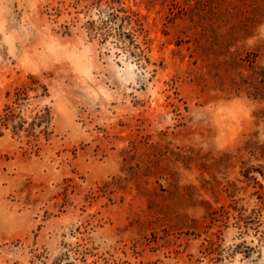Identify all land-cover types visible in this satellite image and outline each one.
<instances>
[{
	"label": "rangeland",
	"instance_id": "obj_1",
	"mask_svg": "<svg viewBox=\"0 0 264 264\" xmlns=\"http://www.w3.org/2000/svg\"><path fill=\"white\" fill-rule=\"evenodd\" d=\"M0 264H264V0H0Z\"/></svg>",
	"mask_w": 264,
	"mask_h": 264
},
{
	"label": "trees",
	"instance_id": "obj_2",
	"mask_svg": "<svg viewBox=\"0 0 264 264\" xmlns=\"http://www.w3.org/2000/svg\"><path fill=\"white\" fill-rule=\"evenodd\" d=\"M39 122H36L37 126H40L41 124H47L48 123V112L44 110V112L38 114L36 117ZM3 124L5 126L11 125V130L13 134H18L19 132L23 131L24 135L29 137V138H36L37 134L32 130V126H24V122H16V114L12 112H6L4 117H3ZM43 133L45 135L48 134V131L46 129V125L43 126L42 128Z\"/></svg>",
	"mask_w": 264,
	"mask_h": 264
},
{
	"label": "clouds",
	"instance_id": "obj_3",
	"mask_svg": "<svg viewBox=\"0 0 264 264\" xmlns=\"http://www.w3.org/2000/svg\"><path fill=\"white\" fill-rule=\"evenodd\" d=\"M219 118L221 120H225V119H228V118L236 119V114L234 112H232V111H227L225 113V115H221ZM225 126H227V125H225Z\"/></svg>",
	"mask_w": 264,
	"mask_h": 264
}]
</instances>
